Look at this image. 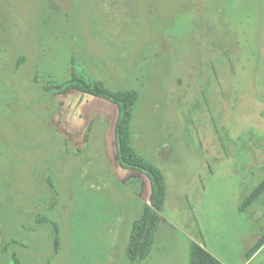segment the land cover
Here are the masks:
<instances>
[{"label": "rangeland", "instance_id": "1", "mask_svg": "<svg viewBox=\"0 0 264 264\" xmlns=\"http://www.w3.org/2000/svg\"><path fill=\"white\" fill-rule=\"evenodd\" d=\"M74 72L140 93L132 143L168 187L142 264L192 242L264 264V0H0V264H130L151 183L118 163L115 104L47 93Z\"/></svg>", "mask_w": 264, "mask_h": 264}, {"label": "trees", "instance_id": "2", "mask_svg": "<svg viewBox=\"0 0 264 264\" xmlns=\"http://www.w3.org/2000/svg\"><path fill=\"white\" fill-rule=\"evenodd\" d=\"M77 90L83 94H89L104 99L118 107V118L115 125V139L117 146V160L124 170L140 172L144 174L151 183V194L149 203L143 206V212L132 225L131 235L128 243V261L130 264H141L152 254L158 233L162 225V214L165 211L168 199V187L165 174L162 169L154 165L135 150L132 143L131 122L140 99V93L135 89L125 91H113L106 87L102 81L90 80L77 72L63 84H53L46 87L47 93L64 94L70 90ZM252 202V199L241 205V211ZM50 223L55 232L56 254L60 252V229L57 224ZM264 245V237L253 248L256 252ZM251 252V253H252ZM13 258L18 262L17 254ZM189 264H223L210 254L201 245L192 242L189 252Z\"/></svg>", "mask_w": 264, "mask_h": 264}, {"label": "crops", "instance_id": "3", "mask_svg": "<svg viewBox=\"0 0 264 264\" xmlns=\"http://www.w3.org/2000/svg\"><path fill=\"white\" fill-rule=\"evenodd\" d=\"M123 170H124V169H123ZM125 171H129V170H125ZM160 230H161V229H160ZM159 233H160V231H159ZM159 233H158V236H159ZM158 236H157V240H156L157 243H158ZM155 245H156V243H155ZM155 245H154V247H155ZM153 250H154V248H153ZM151 255H152V254H151ZM149 258H150V257H149ZM149 258H148V259H149ZM148 259H147V260H148ZM141 264H142V263H141Z\"/></svg>", "mask_w": 264, "mask_h": 264}]
</instances>
